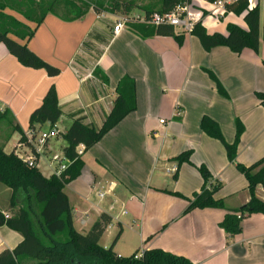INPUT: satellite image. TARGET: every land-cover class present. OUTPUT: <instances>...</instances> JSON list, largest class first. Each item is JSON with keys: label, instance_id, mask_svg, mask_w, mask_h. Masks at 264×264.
Here are the masks:
<instances>
[{"label": "crops", "instance_id": "crops-1", "mask_svg": "<svg viewBox=\"0 0 264 264\" xmlns=\"http://www.w3.org/2000/svg\"><path fill=\"white\" fill-rule=\"evenodd\" d=\"M136 5L144 11L141 3ZM6 12L35 27L19 12L9 8ZM119 18L93 8L76 20L47 14L28 46L61 70L55 76L44 68L25 66L0 42V108L10 110L25 132L32 112L54 84L62 110L56 126L61 133L51 136L49 150L63 153L62 134L71 124L80 120L100 128L114 107L120 80L133 77L136 109L84 152L81 175L65 187L76 229L87 232L101 214L108 213L113 220L100 244L111 245L122 226L114 247L122 256L161 248L194 264H264L263 213L243 219L235 236L220 226L228 209L249 201V183L236 162L229 160L223 142L201 128L203 116H209L232 143L240 120L244 131L237 162L251 165L264 157V106L256 94L264 92L263 39L258 51L245 48L237 53L224 45L207 50L197 35L178 30L181 41L147 28L135 29L134 23L115 33ZM229 22L247 28L244 14H229L206 29L226 32ZM97 68L108 83L95 75ZM206 69L215 74L227 96ZM8 128L0 125V145L6 152L14 150L22 137L21 131L6 133ZM42 129L49 131L50 124ZM13 136L15 143L9 147ZM188 150L190 162L179 164L176 156ZM174 164L179 167L176 176L166 171ZM202 164L222 183L214 196L223 199L227 209L186 213L185 197L191 198L204 183L198 169ZM11 195V189L0 184V209L5 214H10ZM257 195L264 200L263 187H258ZM22 239L20 232L0 226V252L15 248Z\"/></svg>", "mask_w": 264, "mask_h": 264}, {"label": "trees", "instance_id": "trees-1", "mask_svg": "<svg viewBox=\"0 0 264 264\" xmlns=\"http://www.w3.org/2000/svg\"><path fill=\"white\" fill-rule=\"evenodd\" d=\"M8 1L9 4L0 2V42L4 43L10 53L25 66L44 68L51 76L59 74L61 71L59 68L51 65L31 50L28 40L33 37L47 14L53 13L67 20H76L89 12L92 6L84 3V7H72L70 9L72 16L67 17L59 14L57 2L60 0L48 2H44V0ZM27 1L32 9L26 7ZM179 2L180 0H161V8L158 11H171ZM129 5L126 2L124 8L130 10ZM117 6L119 7L121 4L118 3ZM7 8L19 12L27 20L34 22L35 27H31L18 17L7 13ZM247 8L248 0H237L228 5V9L234 11L235 14H244L247 28L229 22L226 32L219 30L210 32L199 23L193 34L200 38L207 50L224 45L237 53L245 48L258 51L261 39L264 41V26L261 29L262 10L259 6L251 10ZM93 9L96 12L102 11L98 4H95ZM35 10L36 12L38 10L39 13L36 14ZM147 12H151V10ZM133 28L141 30L147 28L152 34L172 35L179 41L182 40V34H177L171 25L153 26L134 23ZM206 71L216 80L219 92L227 96V91L215 74L211 70L206 69ZM95 75L105 83L109 82L107 75L98 68L95 69ZM117 91L118 96L114 107L100 128L75 120L62 134L66 141L64 154L70 160V164L60 175L52 174L47 177L37 167L29 166L22 160L16 154L15 149L6 152L4 146L0 145V183L12 191L9 205L10 214H5L0 209V226L7 225L23 236L22 241L15 248H6L0 252V264H194L183 255L161 248L147 249L138 257L139 252L129 256L119 255L114 247L122 233V226L119 227L111 245L107 247L101 245L100 239L113 220L108 213L101 214L87 232H81L74 226L73 207L65 187L81 175L84 167L83 155L78 153L77 146L83 143L85 151L88 150L136 109V82L133 77L125 75L120 80ZM256 94L264 106V92L258 91ZM61 115L62 110L59 105L57 89L52 84L41 105L32 112L29 128H42V125L49 123L51 129L55 130L56 134H60L61 132L56 126ZM2 124L10 126L6 133L21 131V140L24 139V131L8 109L0 108V125ZM201 128L223 142L229 160L236 162L238 169L245 175L249 183V201L238 208L228 209L220 223L226 233L235 236L242 230L243 219L253 213L264 214V200L257 195L258 187L264 188V157L251 165L237 162L239 141L244 131V125L240 120H237L236 138L232 143L226 141L219 124L209 116H203ZM191 152L188 150L176 156L179 164L190 162ZM198 169L204 178L200 191L194 193L191 198L175 191L170 193L185 197L189 201L186 213L197 208L227 209L225 201L216 199L214 196L221 188L222 183L213 179V175L206 165L202 164ZM36 207L37 211L35 212ZM32 213H36L41 234L36 229Z\"/></svg>", "mask_w": 264, "mask_h": 264}, {"label": "built area", "instance_id": "built-area-1", "mask_svg": "<svg viewBox=\"0 0 264 264\" xmlns=\"http://www.w3.org/2000/svg\"><path fill=\"white\" fill-rule=\"evenodd\" d=\"M237 0H180V2L171 11H141L129 16H121L114 26V32H120L125 24L129 22H141L147 25L160 26L171 25L175 30L182 33H193L197 24L209 27L210 24H216L222 18L229 14H235L228 9V5ZM257 6L264 11V0H248V10ZM211 22V23H210ZM179 114V110H177ZM161 122H165L164 119ZM24 139L15 146L16 154L24 160L29 166L39 168L40 161L46 160L47 168L52 174L60 175L69 166L70 160L64 154L52 153L49 150V140L51 136L56 135L55 130L45 131L42 128H29L24 132ZM80 155L85 152L83 143L77 146ZM178 165L174 164L167 168L169 174L175 175L178 172ZM105 193L99 192L100 196ZM141 254H138L140 256Z\"/></svg>", "mask_w": 264, "mask_h": 264}, {"label": "rangeland", "instance_id": "rangeland-1", "mask_svg": "<svg viewBox=\"0 0 264 264\" xmlns=\"http://www.w3.org/2000/svg\"><path fill=\"white\" fill-rule=\"evenodd\" d=\"M48 1H52V0H44V2H48ZM0 2H5L6 4H9L8 0H0ZM128 2V4H130V10H126L124 8L125 3ZM84 3H87L89 5H91L93 8L95 4H98L100 6V8L102 9V11H106V12H111L114 13L116 15H118L119 17L121 16H129L133 13H138L140 12V10H137L135 7H137L136 3H141L142 7L144 9V11H148L151 10V12L156 11V10H160L161 8V0H60L57 2V7H58V11L59 14L61 15H65L67 17H71L72 14L70 13V9L72 7H84ZM120 3L121 6H117V4ZM26 7L31 8V5H29V2H26ZM123 5V6H122ZM144 5V6H143ZM91 8L89 10H91ZM32 9V8H31ZM36 12V10H35ZM39 11L37 10L36 14H38ZM262 14H264V11H262ZM136 21L133 22H129V23H135ZM29 128H26L25 131H28ZM3 135L2 132H0V139L1 136ZM16 135V134H14ZM10 144L9 147H11V145L13 143H15V136H13L10 140ZM58 145L56 144V148L58 149ZM61 149V148H60ZM60 152H58L59 154H62L61 150H59ZM40 171H42L45 174H51L50 170L47 168V164H46V160L42 159L40 161V166H39ZM1 185L4 186V184L0 183ZM24 203V201H22ZM37 211V207L35 212ZM32 218L35 222V226L36 229L38 230V232L41 234V230H39V226L37 223V216L36 213L33 214L32 213ZM128 254H126L125 256L131 255L132 253L127 252ZM141 253V252H140ZM139 253V254H140Z\"/></svg>", "mask_w": 264, "mask_h": 264}]
</instances>
